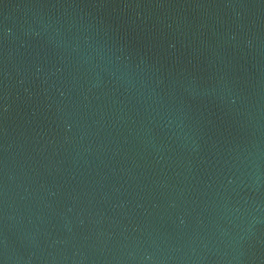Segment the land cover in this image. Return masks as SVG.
Returning <instances> with one entry per match:
<instances>
[{
  "label": "water",
  "instance_id": "obj_1",
  "mask_svg": "<svg viewBox=\"0 0 264 264\" xmlns=\"http://www.w3.org/2000/svg\"><path fill=\"white\" fill-rule=\"evenodd\" d=\"M0 264H264V0H0Z\"/></svg>",
  "mask_w": 264,
  "mask_h": 264
}]
</instances>
